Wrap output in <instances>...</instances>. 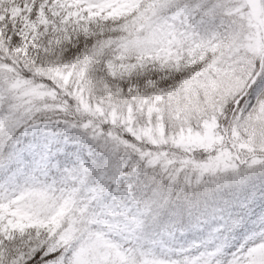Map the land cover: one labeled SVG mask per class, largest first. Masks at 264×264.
I'll list each match as a JSON object with an SVG mask.
<instances>
[{
  "label": "snow or ice",
  "instance_id": "1",
  "mask_svg": "<svg viewBox=\"0 0 264 264\" xmlns=\"http://www.w3.org/2000/svg\"><path fill=\"white\" fill-rule=\"evenodd\" d=\"M0 264H264V0H0Z\"/></svg>",
  "mask_w": 264,
  "mask_h": 264
}]
</instances>
